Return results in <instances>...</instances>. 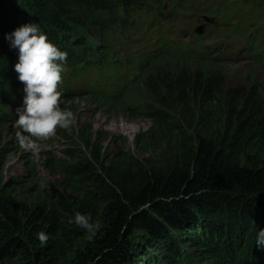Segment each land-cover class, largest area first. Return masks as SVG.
Wrapping results in <instances>:
<instances>
[{
    "label": "trees",
    "instance_id": "obj_1",
    "mask_svg": "<svg viewBox=\"0 0 264 264\" xmlns=\"http://www.w3.org/2000/svg\"><path fill=\"white\" fill-rule=\"evenodd\" d=\"M151 1L159 2L156 26L164 20L163 0H0V129L16 121L20 107L12 103L24 88L14 71L18 52L5 34L36 23L67 53L58 87L70 99L63 105H77L78 97L149 120L176 145L161 170L104 167L95 180L94 200L101 203L73 215L0 187V264H264V249L255 244L264 229V92L252 73L248 87L227 88L223 73L214 74L219 67L204 70L223 62L198 37L157 38L141 53L104 65L120 40L140 42L126 32L143 36L142 22L152 26L135 17ZM241 2L264 16V0ZM255 44L251 39L245 47L249 61L263 66ZM80 79L90 84L73 93ZM144 94L149 101L138 96ZM96 162L102 164L100 155ZM70 165L62 168L76 187L85 167ZM77 212L99 223L91 239L68 223ZM41 231L49 236L45 246L36 238Z\"/></svg>",
    "mask_w": 264,
    "mask_h": 264
},
{
    "label": "rangeland",
    "instance_id": "obj_2",
    "mask_svg": "<svg viewBox=\"0 0 264 264\" xmlns=\"http://www.w3.org/2000/svg\"><path fill=\"white\" fill-rule=\"evenodd\" d=\"M197 1L163 0L161 13L164 20L156 26L153 25L160 18L159 2H149L148 10L135 11V17L152 22L146 33L152 35L138 36L135 33L131 38L137 41L141 37L144 44L157 38L193 41V30L203 24L204 49L209 56H218L223 61L220 66H205L204 70L219 67L214 74L223 73L226 86L230 89L248 87L249 74L252 73V84L264 92V65H253L244 48L250 39L256 38L255 53L264 56V16L249 11L250 7L242 4L241 0ZM203 16L212 18L213 23L203 22ZM142 23L139 32L144 28L145 22ZM141 42L135 43L133 48L138 54ZM158 69L163 70V67L159 66ZM89 84V80L85 82L80 79L71 84L70 90L75 91L80 85L86 87ZM24 95L15 98L12 105H22ZM138 96L149 101L145 94ZM64 99L68 101L70 97H62L60 106L72 110L76 122L70 129L57 128L54 136L39 140L38 143L43 145V150L39 152L18 144L16 133L21 130L17 128L16 121L0 129L1 188L15 192L38 207H58L61 212L66 209V214L73 215L81 211L85 204L94 207L101 203L100 198L94 200V192L95 180L102 177L104 167L130 163V167L144 166L161 170L165 161L174 159L176 145L171 139H165V132L156 128L151 121L132 119L120 110L109 113L88 102L81 101L80 104L67 107L63 105ZM98 155L102 164L96 162ZM120 161L121 164L118 163ZM75 163L85 167L86 176L82 183L73 187L62 165L73 166Z\"/></svg>",
    "mask_w": 264,
    "mask_h": 264
},
{
    "label": "clouds",
    "instance_id": "obj_3",
    "mask_svg": "<svg viewBox=\"0 0 264 264\" xmlns=\"http://www.w3.org/2000/svg\"><path fill=\"white\" fill-rule=\"evenodd\" d=\"M5 40L12 49L18 52V62L14 71L18 80L23 83L22 107L16 110V139L20 146L37 152L43 150L39 140L47 139L56 134L57 128L70 129L76 122V115L70 109L60 106L62 92V73L65 71L67 53L61 51L36 23H26L17 27ZM80 104V99L74 98ZM85 230L91 239L100 228L91 216L77 212L68 220ZM41 246H45L49 236L41 231L36 237ZM258 248L264 249V229L255 237Z\"/></svg>",
    "mask_w": 264,
    "mask_h": 264
},
{
    "label": "bare ground",
    "instance_id": "obj_4",
    "mask_svg": "<svg viewBox=\"0 0 264 264\" xmlns=\"http://www.w3.org/2000/svg\"><path fill=\"white\" fill-rule=\"evenodd\" d=\"M193 1H195V0H193ZM204 1H206V0H203L202 2H199V1H197V2L198 3H203ZM193 9L194 10H199L198 8H195V7H193ZM208 18L209 17H207V19ZM202 20H203V22H208L207 20H204V19H202ZM203 34H204V32H202L201 34H198V33L195 32V30H193V34H192L193 41L196 39V37L201 38L203 40L205 38V36L203 37ZM124 35H126L127 36V39H129V38H131L132 33H131V31H130V33L128 31ZM146 35H148L149 37H151L152 34L151 33H148ZM138 36H140V35L138 34ZM193 41H184V40H182V41H177V42L178 43H184V42H186V43H192ZM140 45H141L140 46L141 48H140L139 51L141 53L143 51V49H144L143 47L145 46V44L141 42ZM120 46H121V48H119V45L116 47L115 55L113 57L106 58V62L104 63L105 67L108 66V64L114 65L113 64V61H115V63L118 64V61L117 60L119 59V57H127V56H133V55H137L138 54V53L134 52L136 49L133 50V48L135 46V43L132 44V42H131L129 44L128 43L124 44V43H121V40H120ZM185 51H186V49L183 50V52H185ZM97 75H99V74H97ZM97 75H96V77L98 78Z\"/></svg>",
    "mask_w": 264,
    "mask_h": 264
},
{
    "label": "water",
    "instance_id": "obj_5",
    "mask_svg": "<svg viewBox=\"0 0 264 264\" xmlns=\"http://www.w3.org/2000/svg\"><path fill=\"white\" fill-rule=\"evenodd\" d=\"M204 20H207L208 22L210 23H213V19L212 18H208L206 16L203 17ZM205 28V25H200L198 26L196 29H195V32L198 33V34H201L203 32Z\"/></svg>",
    "mask_w": 264,
    "mask_h": 264
}]
</instances>
